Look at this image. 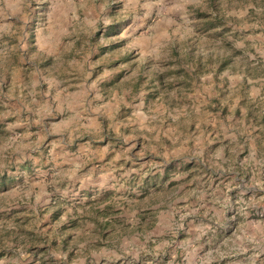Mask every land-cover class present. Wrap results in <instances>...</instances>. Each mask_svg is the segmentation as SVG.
I'll list each match as a JSON object with an SVG mask.
<instances>
[{
    "label": "rangeland",
    "instance_id": "374dc122",
    "mask_svg": "<svg viewBox=\"0 0 264 264\" xmlns=\"http://www.w3.org/2000/svg\"><path fill=\"white\" fill-rule=\"evenodd\" d=\"M0 264H264V0H0Z\"/></svg>",
    "mask_w": 264,
    "mask_h": 264
}]
</instances>
